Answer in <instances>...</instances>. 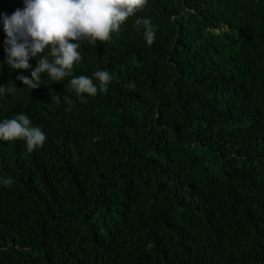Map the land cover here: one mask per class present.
Instances as JSON below:
<instances>
[{"label": "trees", "instance_id": "1", "mask_svg": "<svg viewBox=\"0 0 264 264\" xmlns=\"http://www.w3.org/2000/svg\"><path fill=\"white\" fill-rule=\"evenodd\" d=\"M23 8L0 0V122L46 140L0 139V264H264V0H148L36 89L17 76L39 56L5 63L3 15Z\"/></svg>", "mask_w": 264, "mask_h": 264}, {"label": "clouds", "instance_id": "2", "mask_svg": "<svg viewBox=\"0 0 264 264\" xmlns=\"http://www.w3.org/2000/svg\"><path fill=\"white\" fill-rule=\"evenodd\" d=\"M147 3L148 0H24L22 10L17 9L10 16L3 15L5 63L13 70H27L32 67L30 58L39 56L31 78L21 74L17 79L30 89L40 87L42 73L59 82L70 75L74 64L82 59L78 51L80 44L74 41H108ZM136 25L137 30L142 25L144 38L151 45L156 35L151 20L137 18ZM46 49L48 54L42 55ZM93 75L99 81V90L106 91L112 80L109 72L100 70ZM70 84L80 99H84L81 96L84 93L97 94V85L87 76L73 77ZM5 92L14 93L15 88L0 86V95ZM0 139L2 143L5 140L6 145L22 139L31 152L43 146L46 136L40 128L31 126L26 115L18 114L0 122ZM3 184L11 185L12 180L4 178Z\"/></svg>", "mask_w": 264, "mask_h": 264}]
</instances>
